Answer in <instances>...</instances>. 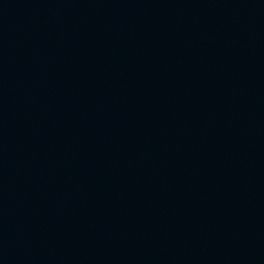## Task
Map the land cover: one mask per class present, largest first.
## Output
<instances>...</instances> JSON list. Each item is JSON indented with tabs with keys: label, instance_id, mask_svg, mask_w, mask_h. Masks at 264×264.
Instances as JSON below:
<instances>
[{
	"label": "water",
	"instance_id": "obj_1",
	"mask_svg": "<svg viewBox=\"0 0 264 264\" xmlns=\"http://www.w3.org/2000/svg\"><path fill=\"white\" fill-rule=\"evenodd\" d=\"M0 264H264V0H0Z\"/></svg>",
	"mask_w": 264,
	"mask_h": 264
}]
</instances>
